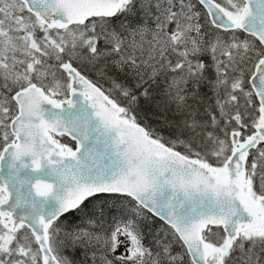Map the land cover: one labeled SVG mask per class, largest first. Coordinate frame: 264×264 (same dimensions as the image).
<instances>
[{"label":"snow or ice","instance_id":"1","mask_svg":"<svg viewBox=\"0 0 264 264\" xmlns=\"http://www.w3.org/2000/svg\"><path fill=\"white\" fill-rule=\"evenodd\" d=\"M0 264H264V0H0Z\"/></svg>","mask_w":264,"mask_h":264},{"label":"flooded vegetation","instance_id":"2","mask_svg":"<svg viewBox=\"0 0 264 264\" xmlns=\"http://www.w3.org/2000/svg\"><path fill=\"white\" fill-rule=\"evenodd\" d=\"M64 139H66V140H67L68 138H67V137H65Z\"/></svg>","mask_w":264,"mask_h":264}]
</instances>
